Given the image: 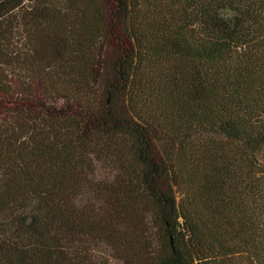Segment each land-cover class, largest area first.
Wrapping results in <instances>:
<instances>
[{"label": "trees", "instance_id": "1", "mask_svg": "<svg viewBox=\"0 0 264 264\" xmlns=\"http://www.w3.org/2000/svg\"><path fill=\"white\" fill-rule=\"evenodd\" d=\"M0 264H264V0H0Z\"/></svg>", "mask_w": 264, "mask_h": 264}]
</instances>
